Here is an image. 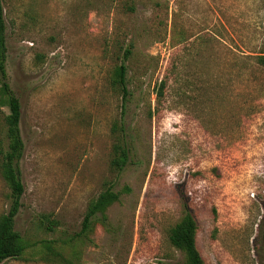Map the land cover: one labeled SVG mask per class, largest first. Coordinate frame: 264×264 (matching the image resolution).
I'll use <instances>...</instances> for the list:
<instances>
[{
    "label": "rangeland",
    "instance_id": "1",
    "mask_svg": "<svg viewBox=\"0 0 264 264\" xmlns=\"http://www.w3.org/2000/svg\"><path fill=\"white\" fill-rule=\"evenodd\" d=\"M4 8L25 145L15 228L28 249L3 264H183L169 236L186 214L206 264H264L256 63L264 0H5ZM122 64L125 108L115 82ZM9 113L2 104L4 149ZM120 146L123 169L113 165ZM1 162L0 217L13 201ZM106 191L119 200L81 235Z\"/></svg>",
    "mask_w": 264,
    "mask_h": 264
},
{
    "label": "trees",
    "instance_id": "2",
    "mask_svg": "<svg viewBox=\"0 0 264 264\" xmlns=\"http://www.w3.org/2000/svg\"><path fill=\"white\" fill-rule=\"evenodd\" d=\"M5 0H0V106L6 104L10 113L5 118L6 135L8 138V148L4 149L0 143V156L2 158L1 168L4 175L13 185L12 205L7 214L0 217V264L10 259H20L28 249L24 237L16 230L15 220L22 207V198L25 193V186L20 173V161L24 156V141L22 139L20 123L22 120V104L20 98L12 89L7 71V42H6V18ZM132 52L128 49L125 58H129ZM256 63L264 68V53L256 57ZM128 67L122 64L116 71V84L123 93L124 108L126 102L131 97L128 87ZM168 79L160 84L159 96H164L167 89ZM124 114V113H123ZM123 127V126H122ZM125 132V129H123ZM121 156L113 162L115 168L123 169L128 161L127 149L118 147ZM119 200V195L111 191L103 192L99 198L90 205V208L83 221L81 235L87 233L97 213H105V210L112 203ZM197 222L191 214H186L182 220L171 229V244L184 252L186 261L183 264H206L197 248Z\"/></svg>",
    "mask_w": 264,
    "mask_h": 264
}]
</instances>
